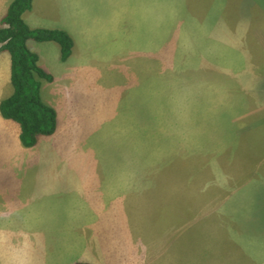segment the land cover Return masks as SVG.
<instances>
[{
  "label": "rangeland",
  "instance_id": "1",
  "mask_svg": "<svg viewBox=\"0 0 264 264\" xmlns=\"http://www.w3.org/2000/svg\"><path fill=\"white\" fill-rule=\"evenodd\" d=\"M39 10L82 36L68 66L39 53L54 75L41 87L60 114L53 135L25 147L0 114V264H264V0ZM10 70L0 48V102ZM114 162L149 163L150 187L110 199L99 164Z\"/></svg>",
  "mask_w": 264,
  "mask_h": 264
},
{
  "label": "trees",
  "instance_id": "2",
  "mask_svg": "<svg viewBox=\"0 0 264 264\" xmlns=\"http://www.w3.org/2000/svg\"><path fill=\"white\" fill-rule=\"evenodd\" d=\"M33 6V0H13L2 18L0 45L10 55L12 93L0 102L3 118L20 126L23 146L34 147L42 136L57 131L58 112L42 97V81L52 82L54 75L40 65L39 54L29 41H53L60 46V60L67 61L74 49L72 35L62 28H31L23 15ZM76 264H90L78 262Z\"/></svg>",
  "mask_w": 264,
  "mask_h": 264
},
{
  "label": "crops",
  "instance_id": "3",
  "mask_svg": "<svg viewBox=\"0 0 264 264\" xmlns=\"http://www.w3.org/2000/svg\"><path fill=\"white\" fill-rule=\"evenodd\" d=\"M13 0H0V26H2V18L5 16V14L7 13V10L11 4ZM44 0H33V6L30 10L26 11L23 15L24 19L26 20V22L29 24V26L31 28H40V27H45V28H62L67 30L73 37L75 45H74V49H73V53L71 55V57L65 61L64 63L67 64V66L70 64L73 55H74V51L76 48V34L79 35L81 33L82 36V31L80 25L77 26V28H74V32L70 31L69 29H67L64 25H58L57 24V20L56 19H51L46 18L41 11L39 10V6L43 3ZM56 20V21H55ZM65 24V23H63ZM75 34V36H74ZM29 46L31 47V49L35 52H37L38 54L40 52H43V54H52L54 59H57L59 57L60 60V46L58 43L53 42V41H46V42H38L35 40H31L29 41ZM39 62L40 65L45 68L42 63H41V57L39 55ZM61 62V60H60ZM65 68V67H64ZM46 69V68H45ZM47 71H49L48 69H46ZM50 72V71H49ZM56 109V108H55ZM57 110V109H56ZM58 112V111H57ZM58 128H59V124H60V114L58 112ZM57 128V129H58ZM20 133V132H19ZM40 140V139H39ZM38 145V144H37ZM36 147V146H34ZM33 147V148H34ZM32 148V147H30ZM105 165L102 166V164H99V168L101 170H107L108 173L113 177L109 182H110V190L108 189L106 192H109L112 190L113 194L112 195H107L110 199H112L113 201H117L120 200L121 202L124 201H133L135 199L134 197V192L137 190L138 192H143V189L145 187V189L150 187V173H149V163H136V164H124L121 165L117 162H114L112 164L109 163H104ZM139 164V165H138ZM136 165V166H135ZM63 168V164H55L52 165L50 168L53 169H57V168ZM143 168H148V174L145 175L141 172V170ZM113 170V171H112ZM119 170H123L122 172ZM137 170H139L138 173ZM54 173V172H53ZM51 173V174H53ZM120 174L121 179L119 180L117 177V175ZM147 176V184L145 183V178ZM139 177V182L140 184H137V187L140 186L139 189H135V185H134V180L138 179ZM129 179L131 180V182L129 181ZM142 185V186H141ZM111 192V193H112ZM142 197H144V194H141ZM38 224H32L31 226H29V232L32 233H37V231H42V232H52L55 231L54 227L52 226H44L42 224L38 225ZM98 227H92V228H84L82 229L80 232L83 233H89L91 231H97ZM73 231H75L74 229H72ZM21 232H26V230H20ZM77 231V230H76ZM67 233H72L71 231H67ZM68 236L66 238V247H69L72 243L71 238H69L70 240H68ZM109 245V244H108ZM102 246V243L98 246L100 247ZM71 247V246H70ZM78 255H80V252H76ZM94 257V258H93ZM78 262H86V263H90V264H100V260L93 255H88L86 254L85 256L81 257L79 261L73 263L76 264Z\"/></svg>",
  "mask_w": 264,
  "mask_h": 264
}]
</instances>
